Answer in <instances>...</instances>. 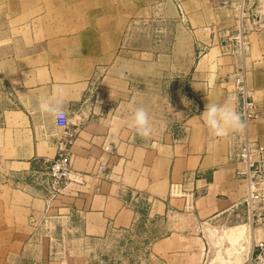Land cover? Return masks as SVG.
I'll list each match as a JSON object with an SVG mask.
<instances>
[{"label": "crops", "instance_id": "obj_1", "mask_svg": "<svg viewBox=\"0 0 264 264\" xmlns=\"http://www.w3.org/2000/svg\"><path fill=\"white\" fill-rule=\"evenodd\" d=\"M262 8L264 0H260ZM66 16L62 15L59 22L75 21ZM75 33L65 31L60 35L59 31L58 38L48 42H108L107 37L87 39ZM5 43L0 42V87L8 90L18 105L14 113L19 120L0 127V167L9 174L24 175L56 155L62 130L51 117H41L34 109L41 97H52L62 90L64 108L72 121V164L78 174L59 196L55 213L68 222L67 229L78 240L86 243L133 228L140 219L141 195L149 201L147 217L163 221L164 234L152 245L159 263H245L252 244L264 234V222L252 223L246 207L238 205L246 184L237 177V170L244 165L231 160L229 154L244 130L212 137L200 115L208 102L222 104L227 99L220 68L210 63L195 67L189 81L194 110L184 126L161 142L140 143L137 132L124 129L122 115L92 113V109L113 110V105L92 100L97 71L106 72L107 77L115 69L116 79L109 90L116 94L123 90L124 73L117 71L120 62L115 47L92 52L86 46L79 53L52 54L39 40L19 51L10 50ZM254 45L264 59V25L252 36L251 48ZM61 58L70 59L66 68L59 64L53 67L47 61ZM249 58L256 59L253 55ZM255 68L251 66L249 73H258ZM118 107L116 103V110ZM248 133L264 144V123L251 124ZM3 188L5 204L12 212L39 215L45 205L42 192L25 183ZM231 231L233 235H229ZM34 264L83 263L73 259L37 260Z\"/></svg>", "mask_w": 264, "mask_h": 264}, {"label": "rangeland", "instance_id": "obj_2", "mask_svg": "<svg viewBox=\"0 0 264 264\" xmlns=\"http://www.w3.org/2000/svg\"><path fill=\"white\" fill-rule=\"evenodd\" d=\"M68 4L73 7L67 9ZM259 5L260 0H0V42L7 41L5 45L10 50L19 51L39 40L45 44L44 50L52 54L79 53L86 46L92 52L115 47L120 62L117 71L124 73L123 90L118 94L109 90V84L116 79L115 69L107 77L106 72L97 71L92 100L100 105H113V110L102 108L94 112L92 109V113L120 114L124 129L136 132L131 126L132 115L136 108L143 107L149 113L152 133L148 137L138 134V141L161 142L184 126L194 110L189 81L193 69L203 64L220 68L226 97H235L238 112L242 96H247L264 115V73L261 72L264 59H260L255 45L251 48L252 36L264 25L258 14ZM64 14L75 21L59 22ZM59 31L60 35L76 31L74 35L87 39L107 37L108 42H48L53 37L57 39ZM252 55L256 59H250ZM47 61L53 67L59 64L66 68L70 59ZM251 66L258 73L250 74ZM116 103L120 106L117 110ZM16 110L19 108L10 92L0 87V127L14 125L19 120ZM69 122L70 127V114ZM256 122L264 123V116L251 122L248 132ZM57 128L62 133L56 155L60 141L65 139L70 141L72 159L69 128ZM243 130L245 135V127ZM56 155L24 175L9 174L0 167V264L73 259L83 264H161L152 245L164 234V225L162 219L147 217L149 201L145 196H138L144 200L139 204L140 219L133 228L92 238L86 243L67 229L68 222L61 220V214L55 210L53 215L57 217L52 223L39 224L46 201L39 215L11 211L5 204L4 185L25 183L42 192L45 200L47 167ZM73 178L67 180L62 192ZM62 192L56 199L57 206Z\"/></svg>", "mask_w": 264, "mask_h": 264}, {"label": "built area", "instance_id": "obj_3", "mask_svg": "<svg viewBox=\"0 0 264 264\" xmlns=\"http://www.w3.org/2000/svg\"><path fill=\"white\" fill-rule=\"evenodd\" d=\"M239 113L245 122V135L234 149L229 158L243 163L244 167L237 170V177L246 184V191L238 205H244L252 223L264 222V144L250 137L247 128L253 121L263 118L256 105L242 96L239 103ZM66 120L59 126L63 130L69 128V114L66 111ZM69 140H62L58 145L56 158L47 167L45 190L46 205L39 222L52 223L57 216L53 215L55 202L62 192L64 184L78 173L73 169L72 159L69 156ZM104 169V165H102ZM264 234L252 244L249 255L244 264H264Z\"/></svg>", "mask_w": 264, "mask_h": 264}, {"label": "clouds", "instance_id": "obj_4", "mask_svg": "<svg viewBox=\"0 0 264 264\" xmlns=\"http://www.w3.org/2000/svg\"><path fill=\"white\" fill-rule=\"evenodd\" d=\"M258 14L264 15V8L258 9ZM194 87L198 88L196 85ZM64 103V93L58 90L52 97H41L34 111L42 116L51 117L59 127L66 120ZM200 115L212 137H225L229 132L241 131L245 127L241 114L236 110L235 97L227 98L222 104L208 102ZM131 126L141 137L151 135L149 113L145 108L135 109ZM258 259H264V257Z\"/></svg>", "mask_w": 264, "mask_h": 264}, {"label": "bare ground", "instance_id": "obj_5", "mask_svg": "<svg viewBox=\"0 0 264 264\" xmlns=\"http://www.w3.org/2000/svg\"><path fill=\"white\" fill-rule=\"evenodd\" d=\"M243 226H244V225H243ZM243 228H244V227H243ZM236 229L239 230V228H236ZM240 229H241V228H240ZM232 230H233V229H232ZM244 230H245V228H244ZM234 231H237V230L234 229ZM242 232H243V231H242ZM244 232H245V231H244ZM236 233H237V232H236ZM246 234H248V233L245 232V235H246ZM229 235H233V234H232V231H231V234H229ZM239 235H240V234H239ZM209 236H210V235H209ZM240 236H241V235H240ZM232 237H233V236H232ZM241 238H243V237H241ZM239 239H240V237H239Z\"/></svg>", "mask_w": 264, "mask_h": 264}]
</instances>
